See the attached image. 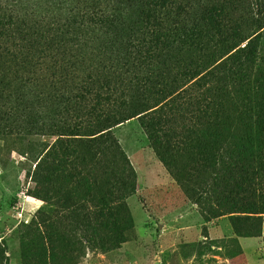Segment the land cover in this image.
Wrapping results in <instances>:
<instances>
[{
  "label": "rangeland",
  "instance_id": "1",
  "mask_svg": "<svg viewBox=\"0 0 264 264\" xmlns=\"http://www.w3.org/2000/svg\"><path fill=\"white\" fill-rule=\"evenodd\" d=\"M180 1L202 40L169 42L170 87L104 135L63 102L51 128L0 119V264H264V0Z\"/></svg>",
  "mask_w": 264,
  "mask_h": 264
},
{
  "label": "trees",
  "instance_id": "2",
  "mask_svg": "<svg viewBox=\"0 0 264 264\" xmlns=\"http://www.w3.org/2000/svg\"><path fill=\"white\" fill-rule=\"evenodd\" d=\"M184 7L180 0H0V119L19 124L28 116L51 128L63 102L71 130L84 131L70 134L104 135L124 121L117 120L124 102L170 87L157 72L169 42L202 40L177 31ZM255 37L244 46L249 53ZM192 80L156 104L185 97L189 87L192 97Z\"/></svg>",
  "mask_w": 264,
  "mask_h": 264
}]
</instances>
